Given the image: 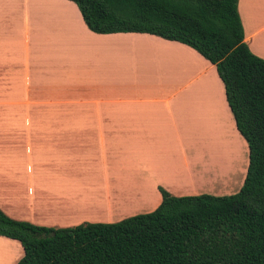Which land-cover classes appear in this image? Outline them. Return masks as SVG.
<instances>
[{
    "label": "crops",
    "instance_id": "0c3cea01",
    "mask_svg": "<svg viewBox=\"0 0 264 264\" xmlns=\"http://www.w3.org/2000/svg\"><path fill=\"white\" fill-rule=\"evenodd\" d=\"M55 1H30L34 9L26 2L25 19L12 12L0 23V167L29 168L30 183H24L39 190L30 198L31 212L17 210L24 197L0 208L36 225L67 226L74 222L77 207L68 202L75 195L92 207H100L99 200L111 206L112 194L125 198L126 185H135L143 201L155 202L154 210L159 188L192 194L181 178L203 177L211 169L207 154L221 158L224 151L223 145L204 147L214 134L206 129L221 126L211 114L241 135L215 66L190 46L149 33L97 34L84 23V36L57 31L60 22L80 26L82 18L72 1ZM238 12L245 43L264 59V0H238ZM10 16L20 17L19 26ZM16 122L28 123L16 128ZM186 138L198 144L190 154L197 167L192 176ZM35 170L41 178L33 185ZM39 193H49L48 200ZM41 201L56 209L46 211L57 212L54 217L38 211ZM0 239V264H15L20 243Z\"/></svg>",
    "mask_w": 264,
    "mask_h": 264
},
{
    "label": "trees",
    "instance_id": "16d2710c",
    "mask_svg": "<svg viewBox=\"0 0 264 264\" xmlns=\"http://www.w3.org/2000/svg\"><path fill=\"white\" fill-rule=\"evenodd\" d=\"M97 34L149 33L212 63L224 83L249 163L239 191L175 196L117 222L36 225L0 209V236L18 241L15 264H264V59L244 41L238 0H69Z\"/></svg>",
    "mask_w": 264,
    "mask_h": 264
},
{
    "label": "rangeland",
    "instance_id": "374dc122",
    "mask_svg": "<svg viewBox=\"0 0 264 264\" xmlns=\"http://www.w3.org/2000/svg\"><path fill=\"white\" fill-rule=\"evenodd\" d=\"M30 1H33V0H27V1L26 0H0V23H3V21L5 19H7L8 13L17 12L18 14H20V16L22 14H24L23 8L25 7L26 2H27V9L28 8L34 9V5ZM46 2L49 3L48 0H46ZM52 10L54 11L55 9H52ZM26 17H27V15H25L24 17L21 16L22 20H23V18L25 19ZM10 18H12V19L15 18L17 24H18V21L20 19L19 16H10ZM22 20L20 21V23L22 22ZM60 23L58 25H56L57 31H61V32H65V33L71 32L72 34L79 32V34L81 36H84V34H85V29H84L85 27L82 24V23H84L83 19H82L80 26L78 24H76V22H75V24H76L75 26L73 24H67L66 25L65 23H64V25L61 26ZM18 26H19V24H18ZM35 30L37 31V29H35ZM17 31L20 32L19 29H17ZM54 33L55 32H52V33H49L48 35H53ZM222 83H223V81H222ZM223 85H224V83H223ZM224 89H225V87H224ZM217 106L218 105H216V107ZM211 115L215 116V114H211ZM214 116H212V118H213L212 121H213L214 125H216L217 123H218L217 125H220V123H221V126L218 127L219 130H216L218 128H214V130H213V127L211 129H206L207 131L214 133V134H207V135L213 136V138H217V136H219L220 140L225 138V140H227L229 142H227L228 145H223L224 146L223 147L224 153H223L221 158H217L213 154H210V153L207 154V156L212 158V160L207 161V166H208V170H209V165H210L211 171H214L216 173L220 172V173H222V175L223 174L224 175H223V177L215 179L212 182L211 181L196 182L195 179L189 180L187 177H186V179H183V177H182L181 181L183 183H188L186 185H189L191 187L190 190H191L192 194H190V195H198V194H202V193H207V194H211V195L234 194V193L239 191L240 187L242 186L243 180H244L245 172L247 169L246 163H248V152L246 153V155H245V153H243V148H244L243 140H244V138L241 135H239L240 139H239V137L237 139V136L235 134L233 135L230 127L227 126V124L224 122V120H223L224 117L219 116L218 118H216V116H215V118H214ZM27 123L28 122H16V124H17L16 128H22V126H19V125L25 126V125H27ZM38 123H32V124H38ZM41 123H45V122H41ZM220 128L222 130H220ZM201 136H204V135L201 134ZM221 136H222V138H221ZM186 140H187L186 143H189L191 145V147H190L191 150H190V152H188L189 158L185 156V160H186V165H191L190 175L192 176V173L195 171L194 169L197 167H195V163L192 162V160L190 158V154H191V151L193 149H195L198 144H191V142H188V138H186ZM200 140L201 139H199V141ZM208 162H209V165H208ZM7 163L10 164V162H7ZM9 169H10V167H7V169L5 166L0 167V203H1V205L5 209H9L10 206L7 204L8 202H11V201L15 202L16 197L18 199H19V197H24L26 199H23V201H19V200L17 201V203H18L17 210H19L20 212H23V211L31 212L30 210H32L33 207H31L32 205H30V202H29L31 200L30 198L33 196V194L35 196V193L39 190L37 189L33 193L31 191V189H29L30 191L27 189L29 184L24 183V180L30 183V181L28 180V176L26 177V175L29 174L30 169L26 168V167L24 168V170L21 169L20 167H17L16 169H11V170H9ZM20 170H22L23 173L17 172ZM187 175H188V169H186V176ZM33 176H35L32 179L33 185L39 184L40 183L39 179L41 178L40 172L35 170L33 173ZM127 180L128 179H126V177H125L124 181H127ZM18 183H22V184L18 185ZM11 189L14 191H11ZM125 189L127 190L125 192V198L117 199L118 197L114 196L112 194L113 198L110 202L111 206L109 204H107L106 202L103 203L102 200H99L96 203H102V205L98 204V205H100V207H92L91 204L86 203L87 199L83 198V194L72 196L71 200L68 202V205L70 207H75V206L77 207V209L74 210L76 212L74 214V222H72V224L67 225V226L54 224L51 227H63V226L64 227H73L75 225L83 223V221H81V220L85 219V218L87 219L86 222H104V223L117 222L121 219L130 217L132 215H136L139 213H147V212H150L153 210L155 202L143 201L140 198V196L137 194L138 191L136 190L135 185H126ZM49 195H50L49 193H46V194L42 193V194L38 195V199L47 201ZM55 198H57V197H55ZM21 202L22 203L25 202V206H21V204H22ZM47 205H48V203H47ZM37 206H40V208H37ZM42 206H46V204L43 201L38 202L36 204V208L38 209V211H42V213L45 215L49 214L51 217H54L56 215L57 212L56 213L46 212V211H56L55 208H53V207L48 208V206L42 208ZM2 211L4 212V210H2ZM137 211H139V212L136 213ZM5 214H7V213H5ZM22 221H25V220H22ZM0 240H2V239H0ZM7 242H10V241H7ZM11 243H13V242H11ZM16 244L15 245L19 248L20 246L18 245V242ZM19 253H20V249H19Z\"/></svg>",
    "mask_w": 264,
    "mask_h": 264
},
{
    "label": "bare ground",
    "instance_id": "6f19581e",
    "mask_svg": "<svg viewBox=\"0 0 264 264\" xmlns=\"http://www.w3.org/2000/svg\"><path fill=\"white\" fill-rule=\"evenodd\" d=\"M221 138H222V136H221ZM227 142H229V141L225 140V138L220 140L219 136H217V138H213V136H208L206 138V143L204 144V147L207 151H209L210 149H214V147H216L217 145H221V146L222 145H228ZM212 145H215V146H212ZM223 153H224V151H223ZM223 175L220 172L216 173L214 171H211V169H210L209 171H207L205 173V175L203 177H198V175L195 174V181L196 182H203V181H211L212 182L215 179L223 177Z\"/></svg>",
    "mask_w": 264,
    "mask_h": 264
}]
</instances>
